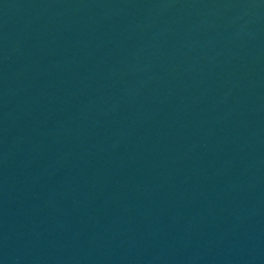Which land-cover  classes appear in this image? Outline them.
Here are the masks:
<instances>
[{
  "label": "water",
  "instance_id": "95a60500",
  "mask_svg": "<svg viewBox=\"0 0 264 264\" xmlns=\"http://www.w3.org/2000/svg\"><path fill=\"white\" fill-rule=\"evenodd\" d=\"M0 264H264V0H0Z\"/></svg>",
  "mask_w": 264,
  "mask_h": 264
}]
</instances>
